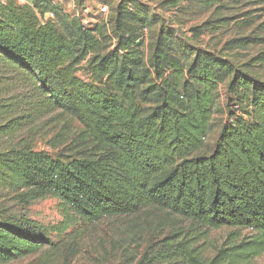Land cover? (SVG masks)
Returning a JSON list of instances; mask_svg holds the SVG:
<instances>
[{
    "label": "trees",
    "instance_id": "trees-1",
    "mask_svg": "<svg viewBox=\"0 0 264 264\" xmlns=\"http://www.w3.org/2000/svg\"><path fill=\"white\" fill-rule=\"evenodd\" d=\"M108 10V25L90 26L60 1L0 0V191L53 196L81 224L55 243L28 218L0 214V264L44 250L65 261L88 226L106 221L130 224L117 264H250L264 252V80L169 26L145 56L150 8L118 0ZM223 84L226 119L205 152ZM54 112L79 128L50 154L33 138ZM153 213L181 224L145 238L156 227L142 216ZM224 227L227 246L206 259L201 240Z\"/></svg>",
    "mask_w": 264,
    "mask_h": 264
},
{
    "label": "rangeland",
    "instance_id": "rangeland-1",
    "mask_svg": "<svg viewBox=\"0 0 264 264\" xmlns=\"http://www.w3.org/2000/svg\"><path fill=\"white\" fill-rule=\"evenodd\" d=\"M56 1L63 3L64 9L69 13L81 15L84 23L92 26L99 21L107 23L111 14L108 9L118 0ZM139 1L150 8V14L154 15V19L157 21L150 30L144 31L143 52L145 56L149 54L161 25L169 26L177 29L193 46L220 53L237 66L243 67L252 75L264 80V0H218L208 8L200 3L186 0H176V4L167 0ZM103 5L107 7V10H100ZM223 18L224 21L220 22V19ZM194 27L197 29L193 30ZM242 37H246L249 41L254 39V42L247 46L232 45L233 40ZM78 75L84 79L89 76L85 70H80ZM225 105L226 93L223 84L219 88L218 105L212 116V129L204 139L202 151H210L219 128L225 122ZM36 125L40 127L34 134V148L47 151L50 154H55L63 146L60 142L69 140L74 131L79 128L77 121L59 112L44 116L36 121ZM13 196L14 194H8L6 190L0 191V214L28 218L41 225L55 243L64 240L74 231L78 233L81 224L57 198L48 195L24 202ZM140 216L133 219V221L140 222V226L145 225L142 217H146L147 221L155 220L153 222L155 229L150 228L148 231H143L142 235L143 237L146 235L145 238L151 232L155 236V231H157V235L159 232L169 229L166 227L167 225L181 224L180 219L177 218L172 221L159 218L161 216L159 213L149 214L148 217ZM157 224L159 226H156ZM161 227L167 229H161ZM129 228L128 221L120 225L117 221H106L88 226L84 233L76 238L79 245H72L73 248L65 261L58 254H44V250L38 255L5 264H117L121 246L133 242L126 236ZM230 231H232L231 228L225 227L211 230L205 240H201L205 248L206 259L213 258L219 249L227 246L225 242ZM238 231L242 236L248 238L253 235L246 229ZM138 244H131L130 249L143 248L145 245L142 241ZM140 245L141 247H139ZM116 248L118 250L115 252ZM250 264H264V252Z\"/></svg>",
    "mask_w": 264,
    "mask_h": 264
},
{
    "label": "built area",
    "instance_id": "built-area-1",
    "mask_svg": "<svg viewBox=\"0 0 264 264\" xmlns=\"http://www.w3.org/2000/svg\"><path fill=\"white\" fill-rule=\"evenodd\" d=\"M17 1H19V2H24L25 0H17ZM100 10H101V11H105V10H107V7H105V6L103 5V6L100 8ZM46 17H52V14L49 13V14L46 15Z\"/></svg>",
    "mask_w": 264,
    "mask_h": 264
}]
</instances>
